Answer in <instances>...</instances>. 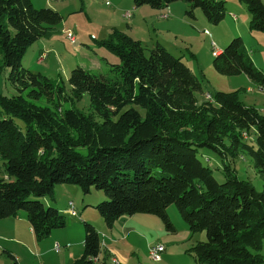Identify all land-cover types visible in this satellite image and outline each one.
Listing matches in <instances>:
<instances>
[{"label":"trees","instance_id":"trees-1","mask_svg":"<svg viewBox=\"0 0 264 264\" xmlns=\"http://www.w3.org/2000/svg\"><path fill=\"white\" fill-rule=\"evenodd\" d=\"M133 2L153 9L182 2L189 6L188 16L200 10L214 24L227 14L222 0ZM239 2L251 14L250 31L264 34V3ZM62 21L60 13L37 9L32 0H0V75L11 70L19 91L0 95V221L25 212L41 242L67 222L57 209L31 197L54 202L57 186L75 185L84 195L105 194L108 200L94 208L108 229L124 217L147 214L176 232L167 213L175 205L191 233H206L207 241L191 249L198 264H264V115L237 93L199 99L203 75L194 74L183 57L159 44L147 52L118 30L99 42L119 59L109 65L111 75L78 66L67 93L63 82L22 67L30 48L54 37ZM213 65L224 76L245 74L264 91V72L255 67L241 38L232 40ZM85 94L89 113L63 106L75 105ZM41 100L48 105L35 103ZM200 149L223 162V181L198 158ZM244 157L262 181V191L233 168ZM84 233V252L74 264H98L100 234L87 222Z\"/></svg>","mask_w":264,"mask_h":264},{"label":"rangeland","instance_id":"rangeland-1","mask_svg":"<svg viewBox=\"0 0 264 264\" xmlns=\"http://www.w3.org/2000/svg\"><path fill=\"white\" fill-rule=\"evenodd\" d=\"M128 1L130 4L126 3ZM107 2L110 4L107 5ZM107 2L102 0H32L37 9L50 8L60 13L63 17L60 28L64 27L73 35H77L78 43L75 46L72 45L68 40V35L64 32L51 39H41L30 48L23 59L22 67L34 73H41L53 81L63 82L69 93L68 81L76 67L82 66L96 75L109 76L111 75L110 66L120 63L115 55L99 46V42L108 38L114 30L128 33L129 36L130 33L133 34L147 52L155 47L149 43V40L159 36L161 40L168 41L167 37L170 36L173 41H177L176 48L181 50L173 49L169 45L171 52L177 57L181 56L178 53L185 54L183 62L198 77L203 75V93L197 95L199 99L207 98V95L215 92L237 93L242 103L256 108L264 115V93L260 92V90L263 91L262 89H259L245 74L224 76L219 74L213 65L218 48L225 49L232 40L239 37L236 35L241 32L245 37L239 38L247 46L255 67L264 72V41L256 37L253 39L250 34H247V23L251 21V14L239 0H228L230 13L227 12L218 24L209 22L200 10L197 11L201 19L195 20L183 13L181 17L171 16L168 11H157L147 5L135 8L133 0H107ZM127 11L132 14L130 19L125 16ZM232 15L237 17V20H234ZM258 35L262 34L258 33ZM0 65H2L1 51ZM10 76L11 70L8 69L0 75V95L12 97L19 94ZM27 92L23 94L26 95ZM35 103L39 106L48 105L46 100ZM62 103L65 108H75L83 113L90 112L88 94L83 95L75 105L70 102ZM250 138L244 136L245 140L251 141L252 138ZM198 158L204 165L211 167L214 176L219 181L224 180L221 173L223 162L215 153L200 149ZM232 165L238 171L239 178L250 182L256 190H263V183L252 168L249 158H241ZM57 191L62 192L61 205L64 206L72 201L78 216L74 217L70 210L67 214L62 211L67 222L66 228L52 232V235L37 245L43 243L42 247H44L54 241L53 244L56 246L57 243L61 249L59 251L53 247L45 250L37 249L36 245L30 242L29 232H27L23 238L28 247L19 243L6 244L4 249L0 247V264H14L10 255L4 250H11L18 258V264H74L84 252L82 244L85 236L84 222L92 224L99 231L102 241H104L103 232L110 237L104 218L94 208L108 200L103 192L92 190L89 195H84L78 186L61 185L57 186L54 191L55 198ZM31 200L42 202V199L35 197H31ZM53 208L57 209L56 203ZM167 213L171 223L176 227V232L168 231L162 220L153 215L136 214L127 217L129 220L133 218L130 222H121V225L131 227L135 232L131 239L118 241L113 245L122 264H198L191 249L197 242L207 241L206 233H191L175 205H171ZM20 227L23 225L20 224ZM157 243H162L167 249L165 250L167 253H163L160 261H154L150 256V248L149 250L147 248ZM103 248L102 244V252H104ZM262 254L264 255V244ZM112 261L105 259V264H116ZM117 261L120 262L118 259Z\"/></svg>","mask_w":264,"mask_h":264},{"label":"crops","instance_id":"crops-1","mask_svg":"<svg viewBox=\"0 0 264 264\" xmlns=\"http://www.w3.org/2000/svg\"><path fill=\"white\" fill-rule=\"evenodd\" d=\"M222 1H224L225 2V5H226V11L228 12V13H230V6H229V3L230 2H228V0H222ZM262 2H264L263 0H261ZM126 3H129V1L128 2H126ZM130 4V3H129ZM133 7H135V8H139V7H136V6H133ZM157 11L158 10H160V11H168L169 12V14L171 15V16H175V15H178L179 17H181L180 15L183 13L184 15H186V16H188V14H187V11L189 10V6L187 5V4H185V3H182V2H177V3H174V4H171L170 6H168V7H166V8H163V9H156ZM199 11H197V10H195L194 11V14H193V17L192 18H194L195 20H200L201 19V15H199V13H198ZM127 13H129L130 14V18L132 17V14L130 13V12H126V14ZM126 14H125V16H126ZM204 16V15H203ZM232 17H234V20L236 19L237 20V17H235L234 15H232ZM130 18H128V19H130ZM250 21V20H249ZM248 24V33L247 34H250V36L253 38V39H255V37L257 38V39H259V40H262V41H264V37L262 36V35H264L263 33H260V32H258L259 34H262V35H258V33L257 32H251L250 31V28H249V24H250V22L249 23H247ZM246 24V25H247ZM67 30V31H66ZM57 34L56 35H60V34H62V32H64V33H66L67 34V32H69L68 31V29H66V28H64V27H62V28H60V26L58 27V29H57ZM239 32V31H238ZM128 34V33H127ZM55 35V36H56ZM156 36V35H155ZM236 36H239V37H245V36H243V34L241 33V32H239V35H236ZM235 36V37H236ZM130 37H132L133 39H137V38H135L134 37V35L133 34H131L130 33ZM239 37H237V38H239ZM75 38H76V43L74 44V46L75 45H77V43H78V38H77V35L75 36ZM51 39V38H50ZM107 39V38H106ZM160 38H159V36L158 37H156V38H154V39H151V40H149V43L151 44L152 43V45L153 46H155V45H157V44H159V45H162L163 47H165L170 53H172L171 52V50H170V48H168V46L170 45L173 49H176V50H178L177 48H176V44L175 43H177V41H173L172 39H171V37L170 36H168L167 37V39H168V41L167 40H159ZM138 40V39H137ZM168 43V44H167ZM214 42H212V44H213ZM73 45V44H72ZM214 45H215V43H214ZM169 46V47H170ZM245 47H246V49H247V46L245 45ZM223 50H224V48L222 49V48H218V50H217V52H216V56L217 55H219V54H221L222 52H223ZM178 51H181V50H178ZM247 51H248V49H247ZM174 56H177V55H175L174 53H172ZM178 54H180L181 56H179V57H185V54H183V53H178ZM97 64H99V63H97ZM82 67V66H81ZM84 68V67H83ZM86 70H89V69H87V68H85ZM89 71H91V70H89ZM260 92H262V93H264V91H261L260 90ZM62 192L61 191H57V195H56V198H55V195H54V202H52L51 200H49L48 198H44V199H42V202L45 204V205H50V206H52L53 207V205L56 203L57 204V210L63 215V213H65V214H67V213H69L68 212V207H69V203L70 202H72V201H70V202H68L66 205H61V202H62ZM83 204L85 205V202H83ZM88 205H90V204H88ZM89 207V206H88ZM62 211H63V213H62ZM78 213V212H77ZM70 215V214H69ZM125 218V217H124ZM124 218H122L120 221H118V223L120 222V224H118L117 223V225H115L114 226V228L113 229H109V234H110V237H108V236H106V234L103 232V238H104V241H102L103 242V251L104 252H102V254H103V257H102V254L100 255V257H99V263L98 264H105V258H104V256H105V254L108 256V258L107 259H109V260H112L113 258H117L120 262L119 263H121V260H120V258L118 257V255H117V251H116V248L115 247H113V245L116 243V242H118V241H127L128 240V238H130L131 239V237H132V235L133 234H135V232H134V230H133V228H131V227H126V226H124V225H121V222L122 221H125L126 223L127 222H130L133 218H131L130 220L129 219H127V217H126V219H124ZM20 224H22L23 225V227H20ZM59 230H63V229H59ZM56 231V230H55ZM27 232H29V239H30V242L31 243H33V244H35L36 245V248L37 249H42V250H45V249H47V248H49V249H52V247H53V249L55 248L54 246H55V244H53L54 243V241H52L51 243H49V244H47L46 246H44V247H42L44 244L43 243H41V244H39V246L37 245L38 243H40V242H38L36 239H35V237H34V234H33V232H32V229L30 228V224H29V222H28V220H27V217H26V214L25 213H19L18 215H17V217H14V218H8V219H5V220H2V221H0V247L2 248V249H4V247H6V244H9V243H19V244H21V245H26V242H25V239L23 238L25 235H26V233ZM54 232V231H53ZM98 233H99V231H98ZM53 234V233H52ZM51 234V235H52ZM100 234V233H99ZM84 238H85V236H84ZM57 239V238H56ZM112 240H114V241H112ZM44 241V240H43ZM55 241H57V240H55ZM65 242L67 241V240H64ZM65 244H67V243H65ZM82 244H83V249H84V240H83V242H82ZM56 245H58L57 243H56ZM27 246V245H26ZM31 246V245H30ZM28 247V246H27ZM150 247V246H149ZM149 247H147L148 248V250H149ZM61 249V247L59 246V250ZM147 250V251H148ZM6 253H8L9 255H10V257H14L16 260H17V262H18V258L15 256V254H13V252L11 251V250H4ZM166 251H167V249H166ZM165 253H167V252H165ZM83 255V254H82ZM167 257H169V255L167 256ZM163 258V257H162ZM19 263V262H18ZM122 264V263H121Z\"/></svg>","mask_w":264,"mask_h":264},{"label":"built area","instance_id":"built-area-1","mask_svg":"<svg viewBox=\"0 0 264 264\" xmlns=\"http://www.w3.org/2000/svg\"><path fill=\"white\" fill-rule=\"evenodd\" d=\"M102 1H106V2H107V0H102ZM109 4H110V2H107V5H109ZM126 17H127V18H130V14L127 13V14H126ZM206 33H207V32H206ZM66 35H68V40L71 42V44L74 45V44L76 43L75 35H71V32H67ZM213 45H214V43H213ZM214 46H215V45H214ZM68 210L72 211V213L74 214V217H77V216H78L77 210H76V208H75L73 202H70V203H69ZM149 248H150L153 252L158 253V255H161V258L163 257L164 254H163V244H162V243H157V244H155V245L150 246ZM55 250H56V251H59V245H56V246H55ZM112 260H115V262H116L117 264H119V262L117 261V259H112Z\"/></svg>","mask_w":264,"mask_h":264},{"label":"bare ground","instance_id":"bare-ground-1","mask_svg":"<svg viewBox=\"0 0 264 264\" xmlns=\"http://www.w3.org/2000/svg\"><path fill=\"white\" fill-rule=\"evenodd\" d=\"M71 35H73V34L71 33ZM207 99H211V96L210 95H207ZM165 250L166 249L164 248V245H163V253L165 252ZM150 256H151V258L154 261H160L161 260V255H158V253L153 252L151 249H150ZM112 262L113 263H116L115 260H113Z\"/></svg>","mask_w":264,"mask_h":264}]
</instances>
